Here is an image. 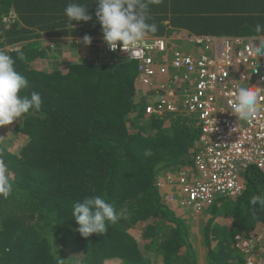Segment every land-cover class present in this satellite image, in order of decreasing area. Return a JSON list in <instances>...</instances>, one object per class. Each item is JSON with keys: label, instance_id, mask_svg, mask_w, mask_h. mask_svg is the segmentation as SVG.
Listing matches in <instances>:
<instances>
[{"label": "trees", "instance_id": "obj_1", "mask_svg": "<svg viewBox=\"0 0 264 264\" xmlns=\"http://www.w3.org/2000/svg\"><path fill=\"white\" fill-rule=\"evenodd\" d=\"M239 1L244 7L239 24L260 22L254 0ZM72 2L83 4L92 19L69 23L64 9ZM215 7L227 11L220 0L150 5L148 22H155L158 31L146 36L175 37L190 32L189 23L202 31ZM97 8V0H0V49L28 80L20 95L37 92L42 98L40 111L2 126L21 143L16 151L0 144L13 184L7 199L0 196V264H58L59 257L62 264H199L198 237L206 264L242 263L230 249V238L232 232L234 238L264 224V209L249 203L253 196L264 197V177L254 167L241 171L243 193L216 197L198 213L208 212L202 232L189 228L187 221L195 215L180 205L181 193L166 180L187 174L190 183L194 177L189 175L196 174L199 132L191 118L145 116L147 100L137 98L141 85L128 58L102 49L100 62L87 56L72 61L65 56L69 51L62 52L60 40L103 38ZM45 37L59 41L51 53L38 42ZM5 48H18L26 60ZM54 56L66 62L49 71L37 68ZM150 96H156L152 89ZM149 149L152 154L145 156ZM96 195L121 219L105 234L85 239L76 231L73 205Z\"/></svg>", "mask_w": 264, "mask_h": 264}, {"label": "built area", "instance_id": "obj_2", "mask_svg": "<svg viewBox=\"0 0 264 264\" xmlns=\"http://www.w3.org/2000/svg\"><path fill=\"white\" fill-rule=\"evenodd\" d=\"M189 41L202 51L194 55L172 50L163 39L143 42L131 56L119 48L107 49L138 62L140 83L151 87L156 95L146 103V115L179 112L181 95L182 115L189 116L200 132L194 159L197 170L189 175L194 177L190 183L184 178L187 174L177 181L167 177L166 182L181 193L180 205L199 212L218 196H237L242 190L241 171L254 167L264 176V56L255 55L252 43L237 39ZM171 70L175 73L172 81L154 84L157 72L164 76ZM249 85L260 89L262 107L241 120L232 112V105L238 88ZM235 240L236 247L248 255L246 264H264V228L246 239L236 236Z\"/></svg>", "mask_w": 264, "mask_h": 264}, {"label": "clouds", "instance_id": "obj_3", "mask_svg": "<svg viewBox=\"0 0 264 264\" xmlns=\"http://www.w3.org/2000/svg\"><path fill=\"white\" fill-rule=\"evenodd\" d=\"M98 8L96 11V17L101 24V30L103 33L104 44L103 48L105 51H116L118 48L121 51H126L129 55H133L137 50L138 45H141L143 42L163 39L168 43H171L170 47L172 50H178L184 53H193L197 55L198 52H201L202 49L200 46L196 45L194 42H190L189 39L192 38H202L205 39H217V40H241L244 43H252L251 41L243 40L240 37H200L193 36L185 39V44H192L194 47L190 50H182L180 47L173 42L171 38H148L146 36L148 33H156L158 31L157 24L155 22L149 23L148 21L152 20L150 13V5L153 4H161L163 0H97ZM64 14L67 17L69 23L72 24L73 21H83L88 22L92 19L91 15L86 14V8L83 4L80 3H69L64 9ZM12 13H9L7 19L12 16ZM255 32L260 34L256 37V40L252 46V51L256 56H264V23H257L255 25ZM83 42L86 45L91 44V37L85 35L83 37ZM106 42V44H105ZM182 44V43H181ZM106 45V46H104ZM169 46V45H168ZM196 46V47H195ZM108 47V49H107ZM11 50H17L18 58L21 61L26 60V56L23 51L18 48H14ZM197 51V54H196ZM109 52V51H108ZM117 54V53H114ZM121 57H126L125 55H120ZM170 53L168 58L170 59ZM129 59V58H128ZM159 59V58H158ZM136 65V69L138 72V62L132 59ZM16 60L10 56L7 52L0 50V126L9 125L14 120L19 119L22 115H25L31 111H40L42 107V98L41 95L37 92H32L29 95L21 96L20 93L22 90L28 87L27 78L17 71ZM170 75V76H169ZM175 73L171 70L166 78V80H173V76ZM162 75H156L155 83L166 81ZM138 80L140 83V75L138 72ZM140 94L137 98H145L146 102H151V98L155 96H150L151 87H144L141 83ZM148 89V91H146ZM180 93V92H179ZM148 97V98H147ZM181 95L178 97V110L179 112L165 114V115H178L183 116V112L180 108V103L182 101ZM261 91L258 87L249 85V86H241L238 88L236 93V99L234 104L232 105V112L238 117V119H247L255 112L260 110L262 107L261 103ZM145 113V107H144ZM145 116H148L145 114ZM192 121V120H190ZM193 122L194 128L198 129L197 124ZM200 133V132H199ZM200 136V134H199ZM199 140V139H198ZM151 150H145L144 155L150 156ZM256 169V168H255ZM246 170V169H245ZM257 170V169H256ZM258 171V170H257ZM244 172V170H243ZM259 172V171H258ZM260 173V172H259ZM261 174V173H260ZM262 175V174H261ZM264 177V176H263ZM163 178H158V180ZM239 181L241 185L243 182L240 178L239 173ZM157 182L156 187L161 188ZM244 189L240 191V193L233 197H239L243 193ZM13 192V184L8 176V167L3 159H0V196L7 199L9 195ZM250 205L257 206L264 209V197L259 195L253 196L250 201ZM193 211V210H192ZM199 212L193 211L194 215H198ZM72 217H74L76 223L79 225V228L76 231L83 238H88L92 234L102 235L105 234L109 226L117 223L121 219V214L117 212V210L108 203L102 196H86L82 201H77L73 205ZM257 230L252 233H236L234 235V249L244 255V259L242 263L235 261V264H246L247 254L242 252L240 249L236 247L237 242L235 240L236 236H240L244 239L248 238L255 233H258L261 228H264V224H258ZM59 257V256H58ZM233 263V264H234ZM58 264H62V259L58 260Z\"/></svg>", "mask_w": 264, "mask_h": 264}, {"label": "rangeland", "instance_id": "obj_4", "mask_svg": "<svg viewBox=\"0 0 264 264\" xmlns=\"http://www.w3.org/2000/svg\"><path fill=\"white\" fill-rule=\"evenodd\" d=\"M191 36V35H188ZM34 39V38H33ZM31 39V40H33ZM52 38H41L39 39L38 42H40L42 44L43 47H49L50 48V53L52 51H54V49L56 48V46L59 44V41H55V40H51ZM177 39L180 40V38L178 37ZM104 42V38H99V39H95V38H91V44L90 45H86L83 42V38L82 39H69L68 41H62L60 40V44H61V49L62 52H66L69 51V54L66 55V59L68 60H72V61H77V59L81 58V57H89L90 60H92L93 62H100L102 61V59L104 58L103 56H105V54L102 51L103 48V43ZM168 45L170 46L171 43H168ZM180 49L182 50H190L192 49V47H194V45L192 44H180L179 45ZM196 47V46H195ZM74 48L76 51H72L70 52L69 49ZM7 50L11 49V48H5ZM1 50V49H0ZM4 50V49H3ZM51 60H49V64L48 62H45L44 64H42V61H38L37 64H42L41 65H37L41 68V70H50L53 66H59V64H62L63 62H66L63 57L60 56H54V58H50ZM48 64V65H47ZM14 137V138H13ZM13 138V140H12ZM11 144V147L8 146V149H12L13 151H16L18 149V146L20 145L21 141H17L15 140V136H12L11 133H9V135L7 134L6 130L0 126V144ZM206 215L208 216V212L204 211L202 214H198L197 216L195 215V218L192 220L187 221V225H189V228H192V230H197L199 233L202 232V228H203V222L206 221ZM183 218H185V216H183ZM221 221V220H220ZM197 245H198V260H199V264H206L205 258H206V254H205V247L203 248V246L201 245L202 239L200 241V237L197 238ZM140 242V241H139ZM230 244L231 247L230 249L233 250V253H237L236 258L240 257L239 259H244V255H240L233 247L234 244V238H233V232H232V238H230ZM202 246V247H201ZM110 264H120L119 261H112L110 262ZM225 264V263H224Z\"/></svg>", "mask_w": 264, "mask_h": 264}, {"label": "crops", "instance_id": "obj_5", "mask_svg": "<svg viewBox=\"0 0 264 264\" xmlns=\"http://www.w3.org/2000/svg\"><path fill=\"white\" fill-rule=\"evenodd\" d=\"M221 2H225V5L227 6V11H223L221 8L214 9L213 16H209L208 21H205L204 26H207L204 28V30L199 31L194 30L195 24L189 23L190 26V32H184L182 31L180 35H177L175 37H169L173 40L175 44L178 46L185 42V39L190 37L188 35L193 36H200V37H240L243 40L251 41L252 43L255 42L257 33L255 32V26H252L251 22L248 21L244 22L242 24H239V17L244 14L243 11V5L242 8L239 5V0H220ZM254 12L261 11L262 14H257L254 16H260V22L264 23V0H254ZM242 13V14H241ZM200 25V24H198ZM260 35V34H258ZM180 38L177 39V38ZM151 38V37H148ZM76 39H82V38H76ZM148 91V89L146 90ZM148 98V97H147Z\"/></svg>", "mask_w": 264, "mask_h": 264}, {"label": "bare ground", "instance_id": "obj_6", "mask_svg": "<svg viewBox=\"0 0 264 264\" xmlns=\"http://www.w3.org/2000/svg\"><path fill=\"white\" fill-rule=\"evenodd\" d=\"M198 147H199V143H198ZM244 186L242 185V188H243Z\"/></svg>", "mask_w": 264, "mask_h": 264}]
</instances>
